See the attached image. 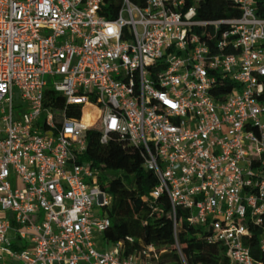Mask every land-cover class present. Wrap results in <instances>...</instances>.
I'll return each mask as SVG.
<instances>
[{"label":"built area","instance_id":"2783aa9c","mask_svg":"<svg viewBox=\"0 0 264 264\" xmlns=\"http://www.w3.org/2000/svg\"><path fill=\"white\" fill-rule=\"evenodd\" d=\"M260 1L205 20L200 0H122L110 19L103 0H0V264H160L152 243L97 249L111 197L81 161L95 126L140 149L174 231L181 208L225 264H264Z\"/></svg>","mask_w":264,"mask_h":264},{"label":"trees","instance_id":"16d2710c","mask_svg":"<svg viewBox=\"0 0 264 264\" xmlns=\"http://www.w3.org/2000/svg\"><path fill=\"white\" fill-rule=\"evenodd\" d=\"M121 1L103 0L100 13L109 19L114 18ZM260 3L257 13L264 18V1ZM238 15L239 10L233 0H200L197 5L199 19H224ZM230 87L225 83L221 89L227 92ZM100 136L98 126L87 130L86 150L81 161L99 169V184L111 197L105 211L110 225L103 232L104 240L109 243L123 240L126 253L134 251L142 243H152L166 250L160 256V264H181L176 252L177 241L189 263L225 264L223 247L209 240L210 231L190 225L181 208L177 209L174 231L166 196H150L157 178L143 167L140 149L119 140L114 134L106 143H101ZM127 237L132 238V242L127 241ZM249 249L255 259L264 263V255L258 250L257 236L250 240Z\"/></svg>","mask_w":264,"mask_h":264},{"label":"rangeland","instance_id":"374dc122","mask_svg":"<svg viewBox=\"0 0 264 264\" xmlns=\"http://www.w3.org/2000/svg\"><path fill=\"white\" fill-rule=\"evenodd\" d=\"M19 101H20V99H19L18 95L16 94L15 95V102H19ZM20 110H22V107ZM205 227H206V225L201 226V228H205ZM96 242H97V249L100 251H104V250L112 247L111 243H105L101 236L97 237Z\"/></svg>","mask_w":264,"mask_h":264}]
</instances>
